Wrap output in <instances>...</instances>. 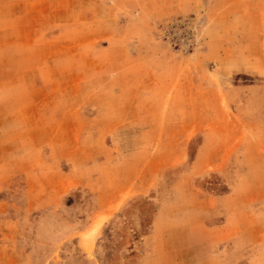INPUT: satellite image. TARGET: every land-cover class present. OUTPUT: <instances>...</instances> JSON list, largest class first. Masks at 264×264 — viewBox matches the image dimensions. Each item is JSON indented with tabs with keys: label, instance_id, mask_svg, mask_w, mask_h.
<instances>
[{
	"label": "rangeland",
	"instance_id": "1",
	"mask_svg": "<svg viewBox=\"0 0 264 264\" xmlns=\"http://www.w3.org/2000/svg\"><path fill=\"white\" fill-rule=\"evenodd\" d=\"M19 1L0 0V159L22 166L0 170L18 229L0 244L26 264H264V0H54L22 45Z\"/></svg>",
	"mask_w": 264,
	"mask_h": 264
},
{
	"label": "crops",
	"instance_id": "2",
	"mask_svg": "<svg viewBox=\"0 0 264 264\" xmlns=\"http://www.w3.org/2000/svg\"><path fill=\"white\" fill-rule=\"evenodd\" d=\"M25 1V2H23ZM27 1V2H26ZM53 1L54 0H20L17 2L16 6H18V3H23L24 8L22 10L18 11L16 13V16L13 19V34H14V41L20 42L21 45L24 42H30L32 40V37H36L37 29L41 27V23L44 22V25L51 26L53 24ZM24 3H28V5H25ZM42 19L44 21H42ZM23 35L30 36L29 38L23 37ZM53 36L45 37L40 40V42L49 43L52 42ZM36 47V46H34ZM18 58L24 59L26 62L23 66H18V68H21L22 74H29V78L27 82L25 80L20 82V86L18 88H27L28 90H31L36 87V73H37V61H36V50H33L31 52L30 50L25 51H19ZM4 55L0 53V85L2 84L1 80L4 79V72H5V65L3 64V58ZM20 64V61L18 62ZM32 75V76H31ZM30 99V98H29ZM13 140V137H6L5 140ZM18 139V138H17ZM0 153H8L9 155L13 153L12 150H10V147H7V144H4V147L0 149ZM11 160L8 159L7 163L4 162V159H0V170L4 169H22L21 165H14V163H19V161H15L9 164ZM7 164V165H6ZM13 164V165H11ZM36 178L35 176L29 177V179H25V185H27V188L30 191V188L32 185H35ZM3 184H5V178H0V186L2 187ZM27 201L29 203V208H31V199L30 194L28 193ZM1 205V204H0ZM12 221L11 218L8 219H2L0 220V233L3 235H10L12 233H16L18 229H14L13 225H10L9 223ZM8 223V224H7ZM10 256L12 258L11 261L7 262L5 257ZM23 250H17L15 248H12L8 244H0V264H21L23 260V263L26 264V257Z\"/></svg>",
	"mask_w": 264,
	"mask_h": 264
}]
</instances>
